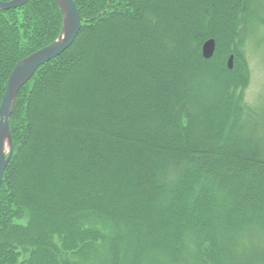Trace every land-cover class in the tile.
I'll return each instance as SVG.
<instances>
[{"label":"trees","instance_id":"obj_1","mask_svg":"<svg viewBox=\"0 0 264 264\" xmlns=\"http://www.w3.org/2000/svg\"><path fill=\"white\" fill-rule=\"evenodd\" d=\"M75 1L77 39L15 103L0 264H89L99 248L100 264H264L249 239L264 233V135L237 94L261 0ZM62 28L55 0L0 11V106L18 62Z\"/></svg>","mask_w":264,"mask_h":264},{"label":"water","instance_id":"obj_2","mask_svg":"<svg viewBox=\"0 0 264 264\" xmlns=\"http://www.w3.org/2000/svg\"><path fill=\"white\" fill-rule=\"evenodd\" d=\"M30 0H0V11L17 8L25 5ZM63 12V28L60 36L49 45L27 56L15 66L12 71L7 89L0 106V191L5 172L12 160L14 141L11 131V118L15 103L22 87L36 74L37 70L47 62L57 58L69 49L77 39L83 21L80 10L75 0H55ZM216 40L209 39L203 44V56L210 59L216 51ZM235 56L229 59V67H234Z\"/></svg>","mask_w":264,"mask_h":264},{"label":"rangeland","instance_id":"obj_3","mask_svg":"<svg viewBox=\"0 0 264 264\" xmlns=\"http://www.w3.org/2000/svg\"><path fill=\"white\" fill-rule=\"evenodd\" d=\"M257 5V17L252 15V17L246 21L245 26H243L244 40L240 49L247 61L249 81L246 88L244 90L243 88L239 89L237 94L243 97L244 120L250 128L248 130H252L249 132L254 133L258 131L264 135V21L262 20V18L264 19V0H261ZM219 191L222 196L223 192L220 189ZM25 221L26 220H24V222ZM93 224L104 232L111 233L115 230L111 224L104 226V223L95 221ZM250 232H252V230H250ZM250 232L247 231L248 236ZM255 232H257V235ZM255 232L250 235L249 239L253 243L258 242V244H262L263 242L260 241L264 240V233H261L259 230ZM31 252L32 250L29 248L23 249L24 258L29 257ZM106 255L107 252L105 249L99 248L96 256L89 261V264H100L105 259ZM160 264H169V261H166V263L160 261Z\"/></svg>","mask_w":264,"mask_h":264}]
</instances>
